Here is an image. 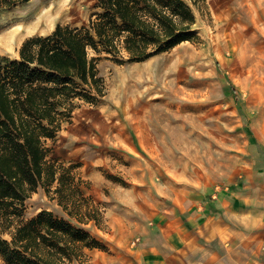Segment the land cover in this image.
I'll use <instances>...</instances> for the list:
<instances>
[{"label":"rangeland","instance_id":"374dc122","mask_svg":"<svg viewBox=\"0 0 264 264\" xmlns=\"http://www.w3.org/2000/svg\"><path fill=\"white\" fill-rule=\"evenodd\" d=\"M185 2L196 23L168 51L143 62L90 51L98 85L81 86L87 96L70 101L54 124L44 121L54 134L42 138L45 167L56 176L41 180L0 240L11 241L17 226L51 212L99 243L68 264H168V247L182 235L175 207L200 202L250 160V129L264 136V0ZM97 4L0 5V32L45 7L64 9L53 26L2 44L0 54L19 59L28 38L58 24L89 28ZM157 241L165 249L159 262L143 251ZM0 264H9L1 252Z\"/></svg>","mask_w":264,"mask_h":264},{"label":"trees","instance_id":"16d2710c","mask_svg":"<svg viewBox=\"0 0 264 264\" xmlns=\"http://www.w3.org/2000/svg\"><path fill=\"white\" fill-rule=\"evenodd\" d=\"M16 1L0 0V5ZM97 8L89 28L58 24L50 35L28 38L19 59L0 54L2 232L11 229L13 217L41 180L56 176L45 167L42 138L54 134L44 121L54 124L58 115H66L67 106L71 108L70 101L87 96L79 91L81 86L98 85V60L90 58V51L143 62L187 40L196 23L185 0H98ZM11 234V241L0 240V252L9 264H68L81 257L84 248L99 245L51 212Z\"/></svg>","mask_w":264,"mask_h":264},{"label":"crops","instance_id":"0c3cea01","mask_svg":"<svg viewBox=\"0 0 264 264\" xmlns=\"http://www.w3.org/2000/svg\"><path fill=\"white\" fill-rule=\"evenodd\" d=\"M250 130V160L237 175L207 189L200 202L175 207L172 219L182 235H173L168 264H264V136ZM143 251L159 262L165 249L157 241Z\"/></svg>","mask_w":264,"mask_h":264},{"label":"bare ground","instance_id":"6f19581e","mask_svg":"<svg viewBox=\"0 0 264 264\" xmlns=\"http://www.w3.org/2000/svg\"><path fill=\"white\" fill-rule=\"evenodd\" d=\"M39 11L40 12H38L37 15L34 16V18H31L30 20L25 22H19L18 24H16V26H14V28H9L10 30L8 31L0 32V46L5 43L12 44L14 42H17L23 36L36 32L43 26H53L55 24V20L64 14L63 5L45 7ZM25 13L26 12H23V14Z\"/></svg>","mask_w":264,"mask_h":264}]
</instances>
